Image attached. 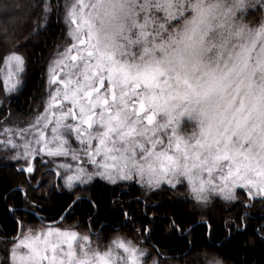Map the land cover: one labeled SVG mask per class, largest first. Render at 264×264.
I'll list each match as a JSON object with an SVG mask.
<instances>
[{
  "label": "snow or ice",
  "instance_id": "6c2138e0",
  "mask_svg": "<svg viewBox=\"0 0 264 264\" xmlns=\"http://www.w3.org/2000/svg\"><path fill=\"white\" fill-rule=\"evenodd\" d=\"M55 7L70 41L49 65L43 110L25 128L5 127L0 144L24 161L21 173L34 172L37 156L63 158L56 176L75 198L56 223L18 221L0 264H146L139 237L113 229L101 250L102 233L65 227L80 186L97 178L159 192L186 184L201 219L214 196L232 202L237 189L264 203V0H65ZM36 8L47 20L53 5L41 0ZM257 14V24L249 23ZM3 62L10 93L26 61L12 51ZM185 117L195 122L191 133ZM132 231L144 236L152 224Z\"/></svg>",
  "mask_w": 264,
  "mask_h": 264
},
{
  "label": "trees",
  "instance_id": "16d2710c",
  "mask_svg": "<svg viewBox=\"0 0 264 264\" xmlns=\"http://www.w3.org/2000/svg\"><path fill=\"white\" fill-rule=\"evenodd\" d=\"M45 2L53 5L47 20L36 8L41 0H0V129L10 120L22 122L43 110L42 101L48 92L47 61L64 40L66 30L63 11L57 13L55 7L61 5L60 0ZM248 20L257 23L260 17L257 14ZM12 51L22 55L26 63L21 87L8 93L2 76L3 57ZM14 155L10 147L0 144V257L3 241L18 231V221L33 225L38 220L56 221L75 198L56 176L61 157L37 156L35 170L29 174L19 171L24 161L13 159ZM80 189L76 195L86 193L87 197L77 202L73 219L65 226L78 224L82 232H88L90 224L92 229L104 226L108 231L101 236V246L116 231L129 239L139 237L138 242L148 234L144 243L150 251L148 258L160 264H207L213 257L222 264H264V225L260 226L264 224V203L250 201L243 190L237 191V199L232 202L214 197L212 210L201 219L186 184L180 192H159L149 191L138 182L113 185L97 178ZM173 220L175 227L171 225ZM199 221L208 222L210 228L206 224L192 227ZM148 223L152 224L151 233L140 236L132 231L133 226L141 228ZM159 253L169 258L159 257Z\"/></svg>",
  "mask_w": 264,
  "mask_h": 264
},
{
  "label": "rangeland",
  "instance_id": "374dc122",
  "mask_svg": "<svg viewBox=\"0 0 264 264\" xmlns=\"http://www.w3.org/2000/svg\"><path fill=\"white\" fill-rule=\"evenodd\" d=\"M64 3H65V0H60L61 7L64 5ZM250 12H254V10H250ZM62 20H63V24L65 25V28H66V30H65V38H64V40H62V42H61L56 48H54V51H53V52L50 54V56H49V60L47 61V65H46V66H47V70H46V81H45V87H47L49 65H50L54 60H56V59L58 58L59 53H61V52L64 51L65 47L68 45V43H69V41H70V37H69V35H68V26H67L66 23H65V15H64V12H63ZM248 22L251 23V24H253V25L257 24V23L250 22L249 20H248ZM24 68H25V66H24ZM7 71H8V69H7V68L5 67V65H4V66H3V69H2L3 80H4V77H5V74L7 73ZM21 75H22V74H20V77H19L20 80H21ZM4 84H5V83H4ZM21 84H22V80H21V83L18 84V85H16V88H15L13 91H11V92H14V91H16V90H19V88L21 87ZM9 87H11V82H9ZM47 89H48V87H47ZM11 92H10V93H11ZM8 93H9V92H8ZM36 115H37V114H36ZM36 115L33 114L32 116H28L26 119L22 120V122H19V121H17V120H16V121H14V120H10L11 122H9V123H10L11 125H10L9 123H5V124H3V126H2L1 129H0V135H1L0 140H4V139H5V135H4V133H3V129H4L5 127H11V128H25V127H27V126L30 124L31 121H33V120L35 119ZM182 127L186 129L187 133H191L192 130H193V128L195 127V122H194V121H189V120L187 119V117H185L184 120L182 121ZM61 170H62V169H61ZM119 182H129V181H119ZM119 182H118V183H119ZM132 182H137V181L133 180ZM238 190H242V189H237L236 192H237ZM214 197H218V196H214ZM214 197H213V199H214ZM65 227H67V226H65ZM79 231H80V230H79ZM80 233L85 234V233H87V232H82V231H80ZM105 244H106V243H105ZM105 244H104V245H105ZM104 245L101 246V250H103ZM138 246H140V247L146 249V250H147V253L150 252L149 249H148V246L145 245V244H143L141 241L138 242ZM145 261H146V264H160V263L158 262L157 259L148 258V255L145 257ZM219 261H220V260H219ZM220 262H221V261H220ZM221 264H222V262H221Z\"/></svg>",
  "mask_w": 264,
  "mask_h": 264
},
{
  "label": "flooded vegetation",
  "instance_id": "af4514ba",
  "mask_svg": "<svg viewBox=\"0 0 264 264\" xmlns=\"http://www.w3.org/2000/svg\"><path fill=\"white\" fill-rule=\"evenodd\" d=\"M64 162V159L62 158V160H60L59 161V163L61 164V163H63ZM70 162V161H69ZM58 185H60L59 183H58ZM83 186H85V185H83ZM86 186H88V185H86ZM86 193H81V194H79V196H80V200H84V199H86V195H85ZM264 224L261 222L260 223V226H263ZM105 228H104V226L103 227H100L99 229H92L91 228V224L89 225V231H92V232H97V233H102V234H104L105 233ZM88 231V232H89ZM148 235V234H147ZM146 235V236H147ZM140 241L144 244L145 243V238H141L140 239ZM159 255V257H163V258H169V256H167V255H162L161 253H159L158 254Z\"/></svg>",
  "mask_w": 264,
  "mask_h": 264
},
{
  "label": "water",
  "instance_id": "95a60500",
  "mask_svg": "<svg viewBox=\"0 0 264 264\" xmlns=\"http://www.w3.org/2000/svg\"><path fill=\"white\" fill-rule=\"evenodd\" d=\"M66 211H67V210H66ZM66 211H65V212H66ZM65 212H64V213H65ZM64 213H63L62 215H64ZM62 215H61V216H62ZM245 216H250V215H249V214H245L244 217H245ZM36 217H37V219H40V217H39L38 215H36ZM244 217H243V218H244ZM59 218H60V217H59ZM56 222H58V219H57L56 221H53V222H46V223H56ZM199 224H206V225L209 226L208 222H206V221H199V222H197L196 224H194L192 227H194V226H196V225H199ZM192 227H190L188 230H191ZM188 230H187V231H188ZM10 239H11V238H10ZM10 239H9V240H10ZM4 240H5V239H4Z\"/></svg>",
  "mask_w": 264,
  "mask_h": 264
}]
</instances>
